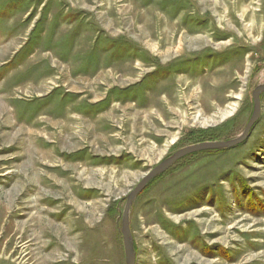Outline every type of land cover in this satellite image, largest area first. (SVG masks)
<instances>
[{
    "label": "rangeland",
    "instance_id": "rangeland-1",
    "mask_svg": "<svg viewBox=\"0 0 264 264\" xmlns=\"http://www.w3.org/2000/svg\"><path fill=\"white\" fill-rule=\"evenodd\" d=\"M262 85L264 0H0V264H126L130 192ZM261 104L137 197L136 264H264Z\"/></svg>",
    "mask_w": 264,
    "mask_h": 264
},
{
    "label": "water",
    "instance_id": "water-1",
    "mask_svg": "<svg viewBox=\"0 0 264 264\" xmlns=\"http://www.w3.org/2000/svg\"><path fill=\"white\" fill-rule=\"evenodd\" d=\"M264 94V85L258 86L253 94V113L243 131V133L236 139L230 141H216V142H205L192 146H188L177 151L171 157L162 161L154 168H152L146 176L137 184V186L130 192L127 196V200L124 207L123 219H122V237L124 241L125 257L126 264H136V251L134 248V238L132 235L130 227V215L131 209L134 205L137 197L143 193V191L148 187V185L157 177L163 175L168 169L175 165L180 160L191 156L196 153L206 152V151H221L232 149L236 146H239L247 141L250 136V133L256 123L259 121L262 112L261 96Z\"/></svg>",
    "mask_w": 264,
    "mask_h": 264
},
{
    "label": "trees",
    "instance_id": "trees-1",
    "mask_svg": "<svg viewBox=\"0 0 264 264\" xmlns=\"http://www.w3.org/2000/svg\"><path fill=\"white\" fill-rule=\"evenodd\" d=\"M157 178H158V177H157ZM157 178H156V179H157ZM154 180H155V179H154ZM154 180H153V181H154ZM153 181H152V182H153ZM152 182H151V183H152ZM151 183H150V184H151ZM150 184H149V185H150ZM149 185H148V187H149Z\"/></svg>",
    "mask_w": 264,
    "mask_h": 264
}]
</instances>
